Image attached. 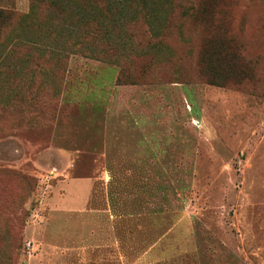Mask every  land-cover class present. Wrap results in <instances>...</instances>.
Returning a JSON list of instances; mask_svg holds the SVG:
<instances>
[{"label": "rangeland", "instance_id": "374dc122", "mask_svg": "<svg viewBox=\"0 0 264 264\" xmlns=\"http://www.w3.org/2000/svg\"><path fill=\"white\" fill-rule=\"evenodd\" d=\"M217 1L119 65L1 30L0 264H264V0Z\"/></svg>", "mask_w": 264, "mask_h": 264}, {"label": "trees", "instance_id": "16d2710c", "mask_svg": "<svg viewBox=\"0 0 264 264\" xmlns=\"http://www.w3.org/2000/svg\"><path fill=\"white\" fill-rule=\"evenodd\" d=\"M29 5L25 15L0 7V35L4 27L38 25L50 33L57 32L65 42L72 41L75 50L118 65L125 53H131L126 42H134L130 29L137 21L148 25L151 40L147 45L157 49L164 43L169 12L179 11V19H199V12L207 19H214L226 8L217 0H195L180 5L172 0H30ZM22 62L9 64L5 72L9 75L21 72ZM123 76L121 69L117 79Z\"/></svg>", "mask_w": 264, "mask_h": 264}]
</instances>
